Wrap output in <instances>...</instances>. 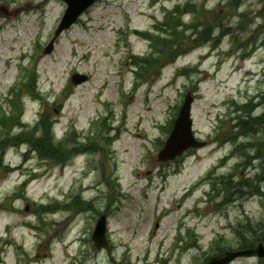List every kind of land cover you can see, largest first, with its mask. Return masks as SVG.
<instances>
[{
	"label": "rangeland",
	"instance_id": "rangeland-1",
	"mask_svg": "<svg viewBox=\"0 0 264 264\" xmlns=\"http://www.w3.org/2000/svg\"><path fill=\"white\" fill-rule=\"evenodd\" d=\"M185 3L194 5L187 14L167 21L168 31L152 43L130 33L151 29L163 21L166 10ZM261 6L262 0L237 4L235 0H97L55 39L53 51L44 53L65 1L0 0V110L20 66H28L35 57L33 73L38 74L40 94L17 109L27 127L39 119L44 106L57 122L59 135L71 127L79 136L87 135V127L102 115L109 124V131L96 126L90 130L102 149H89L64 166L33 154L22 161L25 145L6 150L2 164L20 166L9 172L0 167V264H115L113 259H124V264H197L200 250L185 249L194 241L186 224L180 235L177 230L182 220L192 226L198 246L207 249L218 235H223L221 245L234 246L231 226L240 229L251 222L263 228L264 125L247 130L248 123L241 120L251 109L238 113L232 103L234 99L244 106L250 101L252 116L264 109V45L258 47L264 34L254 39L258 48L241 58L249 50L243 44L254 35L252 28L258 24L264 28V20L254 17ZM207 28L209 32L204 31ZM133 54L150 60L133 63L144 79L130 68ZM173 57L165 66L164 61ZM75 70L87 74L88 80L79 77L80 84L73 86L70 76ZM67 84L73 92L61 104L57 99ZM188 90H194L195 139L211 141L222 132V137H234L236 132L227 131L236 115H240L235 120L237 129L256 135H239L236 153L239 148L242 152L227 160L221 180L213 174L207 183H198L221 154L230 152L231 142L193 148L172 162L157 160L163 147L157 141L165 140L163 128L171 127ZM250 141L258 145H244ZM109 176L112 181L107 183ZM25 178L31 180L23 196L6 203ZM225 185L231 187L228 192L223 191ZM207 191L212 201L204 204ZM215 191L220 196H213ZM223 192L228 194V204L215 208L214 201L219 203ZM74 195L88 199L94 208L39 215L42 204L63 203ZM105 212L112 248L98 251L92 232ZM238 264L250 263L239 259Z\"/></svg>",
	"mask_w": 264,
	"mask_h": 264
},
{
	"label": "trees",
	"instance_id": "trees-1",
	"mask_svg": "<svg viewBox=\"0 0 264 264\" xmlns=\"http://www.w3.org/2000/svg\"><path fill=\"white\" fill-rule=\"evenodd\" d=\"M179 11L180 10L178 8L170 11L168 21H170L171 19H174V17L177 16L176 14H178ZM182 11H184V9H182ZM168 25H169L168 22L165 21L163 24L159 25V28L162 29L161 31L167 32L168 31ZM222 25H223L222 23L219 24V26H221V27H222ZM208 28L211 30L210 26H208ZM208 28L205 29L204 31L209 32ZM195 29H196V27H195ZM196 31H199V30H196ZM149 61L150 60H147V58H145V59L141 60L140 64H147ZM138 74L140 75V72ZM34 80H35V74L32 73V74H29L28 76H26V81L21 83V91L18 94L15 93L14 96L10 99L9 105H10V108L12 107L11 116L9 115L8 117L1 118L0 124L4 125L9 118L11 120V123H18L17 109L19 107H21L19 96H21V94L24 92L31 91L30 88L33 87L32 82ZM34 87H35V83H34ZM247 111H248V116L246 118H244L243 120H241L242 123H248V129L247 130L255 129V127L258 124L264 125V111L259 116H251L249 114L250 110H247ZM49 126H50V117H49L48 113L45 112L42 114V117H41V120L39 123V127L41 128V135L35 136V134L30 133V134H23V135H21V137L23 140H26L28 143H30L33 148H36L41 155L49 157V158H54V160L57 162H63V161H65V158L68 156V152L70 153V151H66L63 148L62 142L55 144L52 141V136H51ZM70 137L73 138V135L69 134L67 136V139Z\"/></svg>",
	"mask_w": 264,
	"mask_h": 264
},
{
	"label": "water",
	"instance_id": "water-1",
	"mask_svg": "<svg viewBox=\"0 0 264 264\" xmlns=\"http://www.w3.org/2000/svg\"><path fill=\"white\" fill-rule=\"evenodd\" d=\"M65 1L68 2L69 9L66 11L62 23L58 28L57 32H59L63 28L66 22L70 23L71 21H73L76 18V16L81 12L82 8L86 6L89 2V0H78V9L71 11L70 2H74V0H65ZM191 101L192 98L190 97V95H188L179 111V115L174 123V128L172 129L171 134L165 143L164 149L159 154L160 159L162 160L170 159L175 155L181 153V151L187 147L200 145L199 143L195 142L192 136V131H191L192 121L190 119ZM104 232H105V216H102L97 222L95 232L93 235L97 247H101V246L107 247V243L104 239ZM99 236L101 243H98L96 239ZM251 252L252 251L250 250L237 251L231 253L230 256H236L239 254H248Z\"/></svg>",
	"mask_w": 264,
	"mask_h": 264
},
{
	"label": "flooded vegetation",
	"instance_id": "flooded-vegetation-1",
	"mask_svg": "<svg viewBox=\"0 0 264 264\" xmlns=\"http://www.w3.org/2000/svg\"><path fill=\"white\" fill-rule=\"evenodd\" d=\"M218 253H219V251H218V250H216V251H215V254H218Z\"/></svg>",
	"mask_w": 264,
	"mask_h": 264
}]
</instances>
